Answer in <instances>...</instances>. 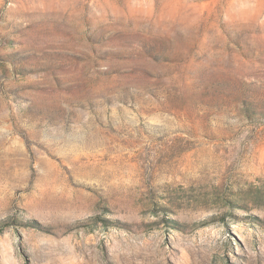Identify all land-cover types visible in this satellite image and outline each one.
<instances>
[{
    "label": "rangeland",
    "instance_id": "rangeland-1",
    "mask_svg": "<svg viewBox=\"0 0 264 264\" xmlns=\"http://www.w3.org/2000/svg\"><path fill=\"white\" fill-rule=\"evenodd\" d=\"M0 264H264V0H0Z\"/></svg>",
    "mask_w": 264,
    "mask_h": 264
}]
</instances>
